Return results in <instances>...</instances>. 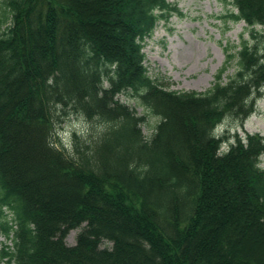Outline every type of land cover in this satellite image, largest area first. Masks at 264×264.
<instances>
[{
  "label": "trees",
  "instance_id": "1",
  "mask_svg": "<svg viewBox=\"0 0 264 264\" xmlns=\"http://www.w3.org/2000/svg\"><path fill=\"white\" fill-rule=\"evenodd\" d=\"M231 3L257 42L197 92L145 64L170 0H0V261L264 264V136L224 150L218 133L264 93V0ZM121 94L161 118L149 139ZM72 113L91 125L66 147L57 127Z\"/></svg>",
  "mask_w": 264,
  "mask_h": 264
},
{
  "label": "rangeland",
  "instance_id": "2",
  "mask_svg": "<svg viewBox=\"0 0 264 264\" xmlns=\"http://www.w3.org/2000/svg\"><path fill=\"white\" fill-rule=\"evenodd\" d=\"M170 1L176 4L178 11L168 21H160L145 43V64L149 75L173 90L206 92L230 54L234 57L230 59L224 81L235 73L238 60L236 54L241 48V42L248 40L254 44L257 41L245 21H235L227 17L231 10H235L231 0ZM255 30L259 34L264 32L261 25H256ZM119 99L134 108L138 115L146 116L142 130L149 139L161 118L126 94H121ZM90 125L85 118L72 113L57 127L59 140L66 147H71L73 133L85 135ZM218 133L224 141V150L229 143L235 141L236 136L244 141L248 134L264 136V93L257 100L253 113L244 120L228 117L219 126ZM261 166L264 168V154L261 157ZM80 230L72 229L68 233V245L76 244ZM2 243L11 244L0 234V244ZM111 245L112 243L105 241L102 246ZM0 264L5 262L0 261Z\"/></svg>",
  "mask_w": 264,
  "mask_h": 264
}]
</instances>
